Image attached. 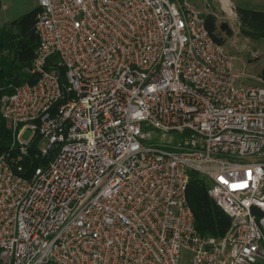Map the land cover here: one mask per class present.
<instances>
[{
	"label": "built area",
	"instance_id": "2783aa9c",
	"mask_svg": "<svg viewBox=\"0 0 264 264\" xmlns=\"http://www.w3.org/2000/svg\"><path fill=\"white\" fill-rule=\"evenodd\" d=\"M36 6L29 80L0 96V264H264V79L187 0ZM189 172L221 237L193 226Z\"/></svg>",
	"mask_w": 264,
	"mask_h": 264
},
{
	"label": "trees",
	"instance_id": "16d2710c",
	"mask_svg": "<svg viewBox=\"0 0 264 264\" xmlns=\"http://www.w3.org/2000/svg\"><path fill=\"white\" fill-rule=\"evenodd\" d=\"M37 6L26 11L16 19L10 21L15 32L9 34L0 28V96L10 93L14 86L29 80L24 72L32 58L33 50L37 44V38L33 31V24ZM235 13L240 23V33L251 38L264 37V10L253 9L244 5L235 6ZM203 25L212 39L222 44V38L215 23L212 12L202 14ZM10 54V61L6 60V54ZM258 76L264 79V67L258 72ZM5 83V84H3ZM9 84L8 89L3 85ZM9 130L0 116V153L7 148ZM35 142L29 146V157L24 159L23 165L27 170L38 165L39 159L33 153ZM185 198L193 214V226L200 236L221 237L228 225L227 215L211 200L207 194V183L197 173L189 172L185 186ZM51 264V263H46Z\"/></svg>",
	"mask_w": 264,
	"mask_h": 264
},
{
	"label": "rangeland",
	"instance_id": "374dc122",
	"mask_svg": "<svg viewBox=\"0 0 264 264\" xmlns=\"http://www.w3.org/2000/svg\"><path fill=\"white\" fill-rule=\"evenodd\" d=\"M34 1L30 0V3ZM187 2L202 14L212 12L215 16L216 26L220 22L227 23L231 29L230 35H225L224 31L218 30L223 40V47L233 60V69L244 76L239 80L243 83L252 82V77L258 75L260 69L264 67V37L251 38L240 33V23L235 13V6L244 5L253 9L264 10V0H187ZM18 7L10 6L8 0L0 2V28L8 31L9 34L15 32V28L10 25V21L15 19L21 12L29 10V7H25L26 9ZM6 57L7 62L5 63H8L11 59L10 54L7 53ZM9 87V84L3 85L4 89ZM9 135L7 145L12 142L10 130ZM28 136L29 131L26 130L22 133L21 139L26 140ZM183 136L181 135L180 139ZM37 146H39V143H37ZM177 264H191L188 251L181 250Z\"/></svg>",
	"mask_w": 264,
	"mask_h": 264
},
{
	"label": "crops",
	"instance_id": "0c3cea01",
	"mask_svg": "<svg viewBox=\"0 0 264 264\" xmlns=\"http://www.w3.org/2000/svg\"><path fill=\"white\" fill-rule=\"evenodd\" d=\"M10 6H15V7H18L20 6L21 9H26L27 7H29L28 9L30 10L31 8L35 7L36 6V0L32 3H30V0H8ZM26 7V8H25ZM19 8V7H18ZM25 13V12H23ZM22 12L17 16L19 17L20 15L23 14ZM16 17V18H17ZM15 18V19H16Z\"/></svg>",
	"mask_w": 264,
	"mask_h": 264
},
{
	"label": "water",
	"instance_id": "95a60500",
	"mask_svg": "<svg viewBox=\"0 0 264 264\" xmlns=\"http://www.w3.org/2000/svg\"><path fill=\"white\" fill-rule=\"evenodd\" d=\"M219 31H224L225 35L231 34V29L228 27L226 22H220L217 26Z\"/></svg>",
	"mask_w": 264,
	"mask_h": 264
}]
</instances>
